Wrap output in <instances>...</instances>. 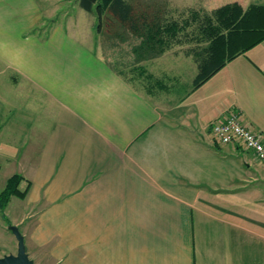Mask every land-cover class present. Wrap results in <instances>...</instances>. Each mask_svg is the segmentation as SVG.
<instances>
[{
  "label": "crops",
  "instance_id": "crops-1",
  "mask_svg": "<svg viewBox=\"0 0 264 264\" xmlns=\"http://www.w3.org/2000/svg\"><path fill=\"white\" fill-rule=\"evenodd\" d=\"M167 5L148 10L177 21L184 10ZM44 10L0 0V172L21 175L22 190L30 182L3 214L32 262L264 264V168L210 133L238 109L264 143V40L162 107L98 40L130 35L142 60L181 45L143 53L136 34L104 26L95 52ZM5 240L0 257L16 253L12 233Z\"/></svg>",
  "mask_w": 264,
  "mask_h": 264
},
{
  "label": "trees",
  "instance_id": "trees-1",
  "mask_svg": "<svg viewBox=\"0 0 264 264\" xmlns=\"http://www.w3.org/2000/svg\"><path fill=\"white\" fill-rule=\"evenodd\" d=\"M78 6L96 18L98 32L105 26L108 31L119 29L136 34L141 38L139 49L143 53L158 54L174 44L182 45L181 36L188 42H197L196 50L191 53L198 70L192 89L201 86L228 62L264 40V5L251 4L242 11L236 3H229L203 15L193 10L188 19L182 17L177 21L168 20L159 13H150L149 5L128 0H78ZM191 25H195L194 31L191 34L185 32ZM130 72L145 81L153 79L142 66H136ZM155 83L165 86L157 80ZM145 90L150 91L151 88L146 86ZM22 180L18 174L7 179L0 193L2 212L11 197L24 199L28 194L30 182L21 190Z\"/></svg>",
  "mask_w": 264,
  "mask_h": 264
},
{
  "label": "rangeland",
  "instance_id": "rangeland-1",
  "mask_svg": "<svg viewBox=\"0 0 264 264\" xmlns=\"http://www.w3.org/2000/svg\"><path fill=\"white\" fill-rule=\"evenodd\" d=\"M240 1H242V3H240L241 6H243V2L248 0ZM38 2L40 3L42 9H45L46 18L54 19L56 22L62 24L66 27L70 34H73V36L78 38L91 50L98 52L94 41L97 37L94 27L96 24V18L82 10L78 6V0H38ZM135 2L153 7L168 4L167 8L184 10L183 14H172V16L177 17V19H181L182 17L184 19H188L191 11L185 12L187 8L198 9L199 7H203V10L199 9L201 15H203L204 13H210L214 8L234 2V0H213L212 2L211 0H135ZM194 27L195 25H191L185 32L191 34ZM124 37L126 39L125 35ZM181 40L184 43H182L181 46L173 47L175 49L174 52H168L163 57L161 56L155 59H152V57L151 60L138 59L132 55L130 51L135 45V41L130 35L127 40L122 42L118 39L108 41L105 37L104 39L99 38L98 42L103 49V57L120 70H124L126 72L128 68L137 65L146 68L147 72L149 74L151 73L153 76L151 81H145L143 80V77L134 79L130 78V80L133 85L143 93L146 92V86L147 88L150 87L151 91L156 94L154 95L150 93L148 95L149 98H151L158 106L164 107L168 106L169 103H175L176 99L189 90L196 73V64L191 53H194L198 43L188 42L184 36H181ZM202 45L200 47H202ZM187 55H190V57ZM126 74L129 76L128 73ZM155 80L159 81L160 84L165 85L167 91L159 90L158 84L155 83ZM6 172L7 171H5L2 167L0 172V190H2L4 183L6 182V178L9 176L5 175L8 174ZM8 223L10 222L5 219L3 212L0 210V254L3 251H7V249H5V237L8 233H11L8 229Z\"/></svg>",
  "mask_w": 264,
  "mask_h": 264
},
{
  "label": "built area",
  "instance_id": "built-area-1",
  "mask_svg": "<svg viewBox=\"0 0 264 264\" xmlns=\"http://www.w3.org/2000/svg\"><path fill=\"white\" fill-rule=\"evenodd\" d=\"M215 144L233 145L249 152L264 168V143L261 135L246 125L238 109H231L210 123Z\"/></svg>",
  "mask_w": 264,
  "mask_h": 264
},
{
  "label": "water",
  "instance_id": "water-1",
  "mask_svg": "<svg viewBox=\"0 0 264 264\" xmlns=\"http://www.w3.org/2000/svg\"><path fill=\"white\" fill-rule=\"evenodd\" d=\"M9 231L16 239L17 249L15 254H7L0 257V264H34L26 253L24 238L18 227L14 225L8 226Z\"/></svg>",
  "mask_w": 264,
  "mask_h": 264
}]
</instances>
